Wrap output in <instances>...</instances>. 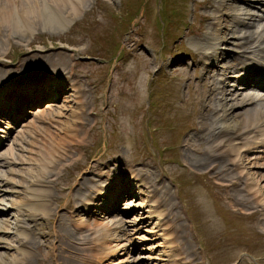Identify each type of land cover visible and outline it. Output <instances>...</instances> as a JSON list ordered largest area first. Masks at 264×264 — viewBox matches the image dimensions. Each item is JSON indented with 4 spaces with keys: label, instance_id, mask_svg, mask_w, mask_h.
I'll return each mask as SVG.
<instances>
[{
    "label": "rangeland",
    "instance_id": "rangeland-1",
    "mask_svg": "<svg viewBox=\"0 0 264 264\" xmlns=\"http://www.w3.org/2000/svg\"><path fill=\"white\" fill-rule=\"evenodd\" d=\"M248 1L231 4L235 7L231 14H250L254 23L246 28L251 34L249 44L234 40V46L223 52L221 64L227 65L230 72L238 63L237 54L244 53L242 47L257 40V25L264 23V18L260 21L256 17L262 16L264 5L254 8L245 4ZM218 2L84 0L79 15L41 19L21 39L3 42L1 37L0 69L8 74L0 79V98L7 100L0 101V105L16 122L11 124L0 115V134L13 126L0 145V156H6L8 161L0 170L11 182L0 198L5 197V203H12L13 207L3 209L0 219L12 222V208L28 204L25 190L37 179L38 171L44 169L52 174L48 180L53 197L50 207L57 216L69 217L68 210L78 207L70 198L82 179L97 182L94 206L68 218L83 224L77 234L88 236L111 221L124 226L127 251L118 250L100 262L93 259V264H264L261 208L243 207L228 187V180L241 171L226 165L227 172L215 176L213 165L207 170L193 165L198 160L195 158L201 156L195 153L197 147H206L200 137L217 126L213 118L218 92L213 84L218 72L205 66L207 55L218 52L221 44L217 50L218 42L209 41L208 46L203 39L210 37L204 28L220 22ZM36 56L52 58L51 64L62 61L63 65L54 68L52 71L57 73L52 75ZM30 57L32 60L25 62ZM41 70L46 74L39 73ZM26 75L27 81H20ZM41 77L51 81L53 87L61 86L63 92L53 99L48 95L47 99L48 96L40 97L37 90L13 105L19 94L29 88L26 84ZM73 93L78 95L76 104L71 103ZM247 93L259 95L254 91ZM69 109L76 115H85L74 118L75 122L72 119L74 129L65 137L59 130L67 126L63 116ZM57 136L64 142L52 150V157L47 156L42 166L39 162L49 146H54ZM222 144L221 152L228 142ZM56 160L59 165L55 169L47 165ZM242 160L246 169L238 175L236 188L247 187L244 184L248 179L254 189L264 191L263 149L250 148ZM145 175L169 190L178 225L162 207H157L148 185L141 186ZM121 183L122 187L131 186L134 195L124 197L120 192L125 188H116ZM117 190L118 195L114 194ZM158 213L161 215L157 222ZM22 223L24 228L27 222ZM57 224L49 212L31 226L40 250L32 247L26 264H53ZM180 233L189 243L193 256L190 260Z\"/></svg>",
    "mask_w": 264,
    "mask_h": 264
},
{
    "label": "bare ground",
    "instance_id": "bare-ground-1",
    "mask_svg": "<svg viewBox=\"0 0 264 264\" xmlns=\"http://www.w3.org/2000/svg\"><path fill=\"white\" fill-rule=\"evenodd\" d=\"M83 1L84 0H0V38L3 37V42H8L11 39H17L23 36L32 25H35L37 22H39V20L44 18L49 20L54 17H73L81 11ZM218 1L220 10L216 13L222 14L221 18L218 19L220 22L218 21L213 27L208 26L204 28L207 30L208 36L210 37L203 39L204 43L208 46L209 41L211 42L214 40L216 43L218 42L216 45L217 50L218 45L221 44L218 52L215 50L211 52L212 54L207 55L206 59L208 58L209 61L205 66L206 68L212 67L217 69L218 72V75H215L217 77L216 81L214 84L212 83L216 87V92H218V97L216 98V107L214 109L216 113L214 114L213 118V120L217 121V126L212 132H207L208 134H206V136L200 137V140L205 143L206 147H197L195 153L201 156L195 158L198 160L193 162V165L203 170H207L211 165H213V174L215 176H223L224 171L225 173L227 172L226 165H231L235 169L241 171L239 174L242 173L244 169H246V165H243L242 160L243 153L245 151L257 146L262 148L264 151V139L260 140V138L264 136V97L261 95L252 96L241 91L238 92V85H236V89H229L234 85H232L233 83L231 81H228V79L234 77L242 80L241 83H259L264 85V76L262 74L256 76H252L250 74V71L253 68H259V70L264 72V23L260 22V24H258L256 27L257 31L259 32L257 40L255 39L256 41H254L255 43L242 47L244 52L242 57H244V61H241L240 68L237 71L230 73V68H228L227 65L221 64V57L224 55L223 52L224 50L229 51V47L234 46V40L244 41L243 45L245 43L249 44L247 41L251 34L246 32V28L253 25L254 19L252 16H249L250 14H231V11H234L233 8H235L231 4L235 3L237 0H226L225 3H221L220 0ZM245 4L251 7H257L261 6V4L264 5V2L263 0H250L247 3L245 2ZM262 7L264 8V6ZM238 11L241 12V9H238ZM263 16L264 12L262 16L257 15L256 17L259 20H263ZM203 19L205 23H207V17L204 16ZM31 29L32 28H30V30ZM198 32H200V29H198ZM252 35L255 34L252 33ZM3 42L1 44H3ZM201 55L202 57L204 56V54ZM0 56L2 57L3 54ZM37 59L40 60L41 63L46 64V69L48 68L47 71H49L52 75H56L57 73V71H52L54 68L58 69L63 65L60 63L62 61L51 64L52 58L44 59L43 57H40ZM30 60H32V57L25 60V62ZM31 63H33V61ZM215 64L221 66H215ZM206 68L205 70H207ZM32 70L33 69H30V71ZM41 72L46 74V71L43 72V70H41L39 73ZM4 73L8 74V72H4L0 69V79L2 80L5 78ZM20 76L18 78H20ZM27 76L29 75L24 76V78L22 77L20 81H24ZM50 84L51 81H45L42 77L41 80L39 78H35L32 80V82L26 84V86L29 88L19 94L15 100V103L13 101L11 102L14 103L13 105H17L18 100L24 96H28L29 93L33 94V92H37V90H40V97L50 95V98L48 96L47 99H53L55 98V95L63 92V88L61 86L53 87ZM24 85L25 82L23 83L22 87ZM43 86H45V88ZM41 87H43L42 90ZM5 93L6 92H4L3 95H5ZM76 95V93H73L71 96V103L73 104L76 102L75 99L78 96ZM0 101L6 102L7 100H4L1 97ZM0 108V115L7 119L11 124H14L16 121L10 118L12 117V114L7 110L4 111V108L1 107V105ZM70 112L71 111L69 109L68 113L65 114L66 116H63L64 124L66 123L67 126H64V128L59 130L61 131L60 135H64L65 137L68 132H71V130L74 129L72 128V119L74 121V118H81V116L85 115L83 112L77 115L75 111H72L71 113ZM242 113H244L245 116H243ZM65 120L68 121L65 122ZM210 136H212V139H210ZM62 139L63 138L60 136L56 137L57 141L54 144L55 148L54 146H49L48 151H46L47 154L43 156V159L40 160L39 164L44 166L47 156L52 157V150H55L62 142H64ZM223 141L228 142V146L225 151L221 152L220 150L223 148ZM58 153L59 151L57 154ZM5 157L6 156L3 155L0 156V166L8 165V161ZM47 165L51 166L52 169H55L59 165V161H51L47 163ZM43 170L44 169L38 171V175L36 176L37 179L32 181L30 186L25 190V197L27 198L29 205L27 204L25 207L20 208H12L14 209V214L11 213L13 217L12 222L2 220V218L0 219V264H26L27 259L29 258V251L32 249V247L36 250H40L39 242L33 237L35 233L32 227H34L38 220L42 219L43 217H47L49 212L53 213V216L58 222L56 231L53 234L55 236L54 241L56 242V244L52 246V253L55 254V260L53 264H93V259L100 262L101 260H106L109 257H112V255L118 250L127 251L126 244L128 243V240L125 238L126 230L121 222L112 223L111 221L102 228L92 231L88 236H81L77 234V232L81 229L83 224H75L73 221L68 220V218L72 217L71 215L73 213H85L86 207L94 206L92 200L95 198V189L98 188L97 182H92L89 178L82 179L81 183L79 184V188H77L75 194L70 198V202H74L78 207L75 208V210H68L69 217H66L65 215L57 216L55 214V209L50 207V201L53 197H51L48 189V180L52 177V174ZM140 172V170H136L135 173L140 174ZM243 174L247 176L248 172L245 171ZM238 175L237 177L228 180V187L233 189V193L237 198H239V203L243 205V207L254 209V206H256V208H261L260 211L262 212L264 223V191H261V189H254V186L250 185L248 179H245L247 181L244 184L247 187H244L243 189L236 188ZM263 177L264 176L261 178ZM142 178L143 180L141 182V186L147 187L148 185V190L150 189L152 197L154 195L156 198L157 207H162L163 211H165V213L167 212L166 216H171L178 225V216L177 214L174 215L172 213V211H174V204L172 203V196L170 195L167 187H165L162 183H158L157 181V183L154 184V179L151 176L145 175L142 176ZM130 182L131 181H128V183ZM10 184L11 182L7 179L4 172H1L0 170V193L2 196L6 191L5 187ZM117 185L116 188L120 191L122 188H125L120 192L124 195V197L134 195L132 190H130L131 186L129 187L125 184L126 187H122V183ZM255 186L257 187L258 185L255 184ZM132 188L134 190L138 189L136 184L133 185V183ZM93 189L94 191H92ZM116 192L114 191V194H120L118 193V190ZM28 194L30 197L27 196ZM109 194L110 192L107 193V195ZM4 198H0V215H2L3 209L6 210L8 207H13L12 203L6 204ZM120 198L121 196L118 199ZM85 203L86 206H84ZM156 211L157 210L155 208L154 214L157 213ZM160 215L161 214L158 213V217L155 219L157 222ZM22 221L27 222V224H24V228H21L23 226ZM182 234L180 233L179 237L186 246H184V250L188 256V259L190 260V258L193 257L191 255L192 252L189 247V243L187 240H185V237L182 236ZM128 264H134V262Z\"/></svg>",
    "mask_w": 264,
    "mask_h": 264
},
{
    "label": "water",
    "instance_id": "water-1",
    "mask_svg": "<svg viewBox=\"0 0 264 264\" xmlns=\"http://www.w3.org/2000/svg\"><path fill=\"white\" fill-rule=\"evenodd\" d=\"M84 61L86 60V59H83Z\"/></svg>",
    "mask_w": 264,
    "mask_h": 264
}]
</instances>
